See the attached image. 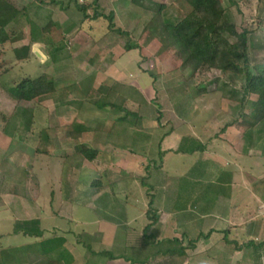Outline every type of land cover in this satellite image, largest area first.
<instances>
[{"label":"rangeland","instance_id":"rangeland-1","mask_svg":"<svg viewBox=\"0 0 264 264\" xmlns=\"http://www.w3.org/2000/svg\"><path fill=\"white\" fill-rule=\"evenodd\" d=\"M10 1L20 10L28 9L29 14L13 30V35L20 33L22 38L0 45V258L2 255L3 258L12 255L10 257L15 260L12 259L14 261L11 264H101V259L94 257L87 247L94 248V242L101 238L97 234V221L104 215L100 210L101 204H96V201L105 192L113 195L114 182L127 179L130 182L129 189H120L124 192H118V195L119 200L124 198L129 205H137L132 215L138 235L133 258L145 264H211V261L214 264H254L251 251L237 253L233 251L234 245L227 243L237 242L241 246L255 241L259 244L264 242V233L256 239H250L246 233L233 229L227 240L223 234H215L209 242H200L195 246L191 244L195 234L192 233L186 240L183 237L186 231L178 228L179 222H174L177 218L173 217L168 223L171 228H177L172 229V235L167 239L180 242L183 237L180 244L167 240L157 245L159 238L167 235L165 232L168 227L163 226V223L158 228L159 233L153 230L146 232L151 237L157 234L158 239L142 237L143 229L148 225L147 209L157 208L163 213L164 200L167 198L165 191L172 197L178 196L181 188L186 191V177L182 184L180 178L184 172L193 173V168L196 169L193 157L167 153L168 149L173 147L177 151L192 141H197V146L212 141V145H208L211 146L209 150L221 155L223 151V157L228 158L226 154L231 151V147L227 148L229 150L224 149L226 147L220 141L231 144L235 152H242L245 148L240 128L243 125L241 115L249 112L250 105L243 106L238 101L228 99V92L217 90V84L212 82L224 80L219 71L211 70L196 75H192L189 70L183 71L167 46L164 23L184 18L189 13V7L181 0H143L164 7L161 14L154 15L139 5L138 1L142 0H44L45 4L42 5L34 0ZM230 1L236 5L230 6ZM221 2L227 12L226 23L234 26L239 34L244 31L249 33L251 64L261 69L264 66V0ZM78 4L87 8L90 17L96 11L106 16L114 14L113 29H110L111 23L105 18L83 22V13L77 8ZM50 22L56 24L58 29L42 33L41 29L50 25ZM34 26L39 27L38 34L34 33ZM117 30L129 36L118 34ZM54 38L56 42L62 40L65 50L53 62L46 47ZM41 39L48 45L41 43ZM231 41L236 40L231 38ZM29 45L32 48L31 57L18 61L14 51ZM128 45H134L135 50L128 51ZM253 72L256 73V70L253 69ZM43 76L54 80L56 93L31 102L12 101L7 92L9 89L24 80ZM117 80V83L125 85L120 87L123 95H118L119 100L127 97L125 108L135 113V117L128 120L132 124L130 132L142 134L139 138L141 145L134 149L131 147V138L135 146L139 140L133 134L130 135L132 137L123 135L120 138L122 141L119 139L123 146H130L126 150L102 143L108 140L107 133L111 134L109 140L113 141V134L117 130L114 120L116 116L125 114L114 109L107 110L110 111L108 114H101L94 103L101 95L100 89H108L110 85L113 87ZM204 87L206 92L201 93ZM127 92L128 96L125 95ZM254 100L256 97H251V101ZM142 117L153 119V123H145L146 119ZM157 121L165 129L157 130ZM75 125H89L91 131H87L79 140L67 138L66 133ZM123 127L127 125L123 124ZM112 128L115 130L111 133L109 131ZM170 129L174 133L163 141L162 152L157 151L158 139ZM97 130L102 134L97 136ZM216 136L218 139H215ZM183 137H187V142L183 141ZM148 141L151 143L149 148L143 149ZM81 145L99 152L95 161L90 162L79 153ZM139 150L150 153L152 166L135 163L134 153ZM154 163L156 167L163 168L160 171L164 175L163 180L169 179L166 186L164 183L158 185L156 192L153 189L149 191L150 187L143 181L146 179L149 182L148 177L160 174L152 173ZM234 168L239 170L238 166ZM154 178L158 180V176ZM96 182L101 185L94 186ZM203 185L206 186V183ZM97 192L98 196H94ZM153 194H156L157 202L151 205L150 195ZM176 200L179 204L178 197ZM219 200L223 204L227 198L221 197ZM92 209L96 214L90 213ZM127 209L129 213L133 212L131 206ZM216 215L227 217V214ZM111 216L118 218L115 214ZM35 218L41 221L44 236L48 239L68 238L66 247L77 261L75 258L70 260V257H56L55 261H49L45 257L39 258L37 252L24 256L27 249L21 248V245L26 240L20 235L14 238L13 231L17 222ZM209 224L211 228L217 227V223ZM209 231L210 227L206 228L204 235L209 234ZM27 241L35 243V240ZM212 246L214 251H209ZM98 247L95 246V249ZM139 248L142 249L137 250ZM182 249L183 255L168 253L170 250ZM128 252L127 256H132ZM0 263L3 264L2 258Z\"/></svg>","mask_w":264,"mask_h":264},{"label":"crops","instance_id":"crops-1","mask_svg":"<svg viewBox=\"0 0 264 264\" xmlns=\"http://www.w3.org/2000/svg\"><path fill=\"white\" fill-rule=\"evenodd\" d=\"M94 21H97V20H94ZM119 74L122 75L123 73L119 72ZM117 82H119V80H117L113 84V87L112 85H110L108 89L107 88L105 89L106 90L113 89L115 95L111 99L115 102V104L118 107V108H115L114 111L118 110L120 114H125V115L116 116L114 120V123L117 124L116 125L117 130L112 128V130L110 129L111 131H109L112 133L115 130V133H114L115 135L113 134V141L111 140L112 141L111 142L109 140L112 137H110L111 135L110 133H107L106 139L108 140H104L102 141V143H110L111 146L114 145L119 150H122V149L126 150V149H129L130 146H126V145L123 146L121 142L122 139L120 138L121 137L123 138L124 136H130L133 134L132 136H137L139 140L142 134H139V132L131 133L130 129H132V124H129L128 121L127 122L123 121L124 117L127 115L128 116L130 115L132 118L135 117V113L125 108L127 101H128L127 97L119 100L120 98L118 97V95L122 94L123 92V91L121 92L122 88L120 87H123L125 85L119 84ZM125 95L128 96L129 93L127 92ZM118 102H120V104H118ZM98 110L101 112V114L102 113L108 114V112L110 111H107V110L113 111V109L109 107L104 108L102 110L100 109ZM99 116L101 117L100 114ZM146 117H142L143 119H146L145 123L152 124L153 119H150L151 118L150 115H149L150 117L149 120H147ZM157 122H158L157 125L159 126L157 130H159L160 128L165 129L163 126L160 125L159 121ZM123 124L127 125V127H123ZM120 125H122V128H123V130L121 131H120ZM150 126H153V125H150ZM133 127L135 128V126ZM147 133H148V130H147ZM173 133H174L173 130L170 129L169 131L164 133V135L161 138L158 139L159 146L156 147L157 151L158 150L161 151V148H162L161 146L163 144V141H165L166 138L170 137ZM183 139H184L183 141L187 142V137H183ZM215 139H218L217 136ZM197 140L199 139L197 138ZM98 142H100L99 139H98ZM211 142L212 141H208L207 144H205L204 146H197L198 144L195 145L197 141H192V143L188 144L187 147H184L181 150L174 151L175 148L173 147L168 149L167 153H176V154H182L184 156L193 157L194 158L193 165H195L196 169L193 168V171H192L193 173H189L187 171L184 172V176L180 178L179 182H181L182 184L184 177H186L185 186H186V183H188L187 185L188 187H186V191H183L181 188V190L178 191L180 192L178 196L174 195L173 197L168 192L165 191V193L167 194L166 195L167 198L164 200V206H163L164 210L162 211L163 213L159 212L157 208L155 210L154 208L150 210L147 209V212H145V214H146V219L148 220V225L150 223V220L147 214L151 210L157 213V216H156L157 222L153 224L150 228H148V225L145 226V229H143L144 234L143 236L141 235L142 237H144V239H149L148 237L150 236L149 235L150 233L146 234V232L147 231L149 232V230H153L155 233H159L158 228H160L159 227L160 224L163 223V226L165 225L166 227L167 225L168 227L167 232H165L167 233V235L164 233L165 237L159 238L158 241L160 243L158 242L157 245H161V243L165 241L167 242L168 240L167 237L170 238L169 236L172 235V229L175 230V228H177V227L171 228V225H169L168 223L172 221L171 218L173 217H174L173 219L177 218V221L173 220L174 222L176 223L179 222L178 228L184 229L186 231L183 234V237L186 240L190 238L192 233L195 234V238H194L195 240L191 243L192 245L195 244V246L199 245L200 242H204V243L209 242L212 236L215 234H218V235L223 234L225 236L224 233L226 231H231L233 229L242 231L243 234L246 233L250 239L252 238L256 239L259 235L264 233V157L262 156V149L258 148V149H253V150L251 149V150L246 151L244 148L242 152H235V151H232V149L234 148H232L231 144L228 145V143L226 144L225 142L220 141L222 142V145L226 147L224 149L231 147V151H228V154H226L228 158L227 157L224 158L223 151L221 155L217 151L209 150L211 146H208V145H210ZM134 144L135 143L132 141V138H131V147L133 149L139 147L141 145V141L140 140L138 141L137 146H135ZM150 144L148 141L145 145H143V149L149 148ZM134 154L136 156L135 163H137V165L141 164V165H145L146 167L152 166V164L149 161L150 153L141 152L139 150ZM229 156L233 158L232 161L230 160L231 158ZM132 159L134 160V158ZM154 160L155 159L153 156V161ZM155 164L156 163L153 164L154 168L152 169V173L159 174L161 169L163 168L160 166L156 167ZM234 166H238L239 170L236 171ZM211 171L213 173H211ZM154 176L155 177L158 176L157 181H155ZM163 176H164L163 173H160L159 175L153 174L150 177H148L150 178L149 182H147L146 179H143V181L144 182L146 181L147 185L150 187L149 191H152L153 189V192H156V189L159 186H161V183H164V185L166 186V184L169 182V179L167 181L163 180ZM188 177L190 178V180L188 179ZM167 178H170V177H167ZM129 183L130 182L127 179H121L119 180V182H114L113 188L115 189L114 190L115 192H113V195H107L105 192V194L102 197H98L101 199L96 201V204H99V203L101 204L100 210L101 212H103V215H104L103 218L100 219V221H97L98 228H99V232L97 234H99L101 238H100V241H95L94 244L96 247L99 246L98 247L99 249L96 250L95 246L94 248H92L91 246L87 245V247L91 251V254L94 257H96L98 260L101 259L100 260L101 264H103L102 263L103 261L104 263L110 262V263H115V264H135V262L136 263L142 262V260L133 258V254H135V238L138 239V235L136 234V230L134 227L135 217H133L132 215L134 214V211H135L134 209H137L136 208L137 205L134 203H131L129 205L128 201L127 202L124 201V198L122 200H119L120 196L118 195V192L122 193L123 190L126 191L127 189H129ZM204 183H206V186L203 185ZM143 185L145 186L146 184H143ZM165 186L163 188H165ZM120 189H123V190H120ZM155 195L156 194L150 195V199L153 204L157 202ZM84 196H86L85 193H84ZM94 196H98V192L95 193ZM177 197L179 198V201H180L179 204L178 202H176ZM221 197L225 199L227 198L226 203L221 204V200H219V198ZM114 203H116L118 206L115 207ZM128 206L132 207L131 210L133 212H130L131 215L129 213V210L127 209ZM91 212L96 214L93 209L90 210V213ZM111 213L117 215L118 218L111 216L112 215ZM219 213L227 214V217L224 216L222 218L220 216H217L216 214H219ZM35 219H38V218H35ZM209 223H212V224L217 223L216 225L217 227L211 228V225ZM208 227H210V231H209L210 233L207 235H204L205 234L204 231ZM217 231L218 233H216ZM44 235H45V231H44ZM135 235L137 237H135ZM20 236L26 240L25 241L26 243L21 245V248L27 249L24 253V256H31L32 254L37 252L39 258L45 257L49 261H55L56 257L58 259L59 258L61 259V257H65V258L70 257L72 259L70 258L69 259L72 261H73V258H75L74 255H70L71 252L66 247V245H68L67 237H53V238H61L64 240V242L57 243V246L60 245L58 248L59 251L56 250L57 252L52 254V256L48 257V256H45V254L40 253V247H39L41 241L43 239H48L47 237L44 236V238L36 239V238L24 236L22 234H20ZM18 237H19L18 235H14V238H18ZM158 237L159 236H157V234L155 235V237L150 236V238H153V239H158ZM183 237L181 238L180 242H182ZM27 240H35V243L33 242L30 243L31 241L29 242ZM168 242L170 243L177 242L180 244V242L175 239L173 240L170 239L168 240ZM141 249L142 248H139L137 250H141ZM213 249L214 248L212 246L209 249V251L210 250L214 251ZM128 251L131 252L132 256H127ZM105 253H111L113 255V259L103 258L104 257L103 254ZM157 257L158 256H156V258ZM75 261H77L76 258H75ZM84 261H86V259ZM211 262H212L211 264H214L213 261ZM84 264H87V263H84Z\"/></svg>","mask_w":264,"mask_h":264},{"label":"trees","instance_id":"trees-1","mask_svg":"<svg viewBox=\"0 0 264 264\" xmlns=\"http://www.w3.org/2000/svg\"><path fill=\"white\" fill-rule=\"evenodd\" d=\"M37 4H45L44 0H34ZM189 7V13L175 22H165L163 33L166 36L167 46L176 56L175 59L181 65L183 71H191L192 75L203 73L206 71L216 70L223 75L224 80H214L212 84H217V90L228 92L226 97L233 101H238L243 106L249 104L248 113H243L241 119L243 125L240 127L243 133L245 150L262 149L264 157V66L255 68L251 64L249 55V33L244 31L239 34L235 27L226 23V9L221 0H181ZM249 0H244L248 2ZM96 2V1H94ZM137 2V0H135ZM139 5L154 15L161 14L164 7L159 4H154L145 1H138ZM236 5L230 1V6ZM77 8L83 13V22L86 20H99L100 18L107 19L113 29L114 14L106 16L98 11L93 17L87 14V8L77 5ZM29 10H20L10 0H0V45L7 41L16 42L22 38V35H13L15 25H17L23 17H27ZM54 28V29H53ZM57 25L50 22V25L42 28V33L55 31ZM39 27L34 26V33L38 34ZM68 32V31H67ZM66 32V33H67ZM117 33L122 36H129L128 33L117 30ZM34 34V35H35ZM65 31L62 32V35ZM235 39V42L231 41ZM51 44L46 47V52L53 62L57 60L59 54L65 50V45L62 40L56 42L55 38L51 39ZM33 42L36 40L33 39ZM41 43H48L41 39ZM135 46L128 45L127 50H135ZM15 55L18 61L28 60L32 55L31 45L16 49ZM256 70V73L253 72ZM8 95L15 102H31L35 99L42 98L47 95L56 93L54 80L43 76L35 80H24L18 86L9 89ZM99 99L94 103L95 106L102 110L104 108H118L115 102L111 99L115 95L113 89L106 90L101 88ZM206 92L204 87L201 93ZM255 96L256 100L251 101V97ZM137 116V115H136ZM131 116L124 117V122H127ZM160 120V119H159ZM129 122V121H128ZM91 131L89 125H75L71 131L66 133V137L72 140H79L83 134ZM97 136L101 135L98 130ZM96 136V138H97ZM79 153L88 161L96 160L99 152L94 149L81 145L78 148ZM192 152V151H191ZM195 152V151H193ZM99 182L94 183V186H100ZM151 201V205H152ZM150 223L148 228L157 222V213L149 211L147 214ZM39 219L17 222L13 235H24L31 238H44V231L41 227ZM230 231H226L224 239ZM61 238L43 239L39 245L40 252L45 256H52L56 250L59 251L57 243H63ZM227 244L234 245L233 251L241 253L251 251L253 253L254 264H264V242L256 244L255 241H250L245 245L239 246L237 242H228ZM184 250H170L169 254L183 255ZM3 256V255H2ZM3 264H11L12 255L2 257ZM103 256L107 259H113L111 253H105ZM0 258V261H1ZM2 264V263H0ZM70 264V263H69ZM135 264H145V262H135Z\"/></svg>","mask_w":264,"mask_h":264}]
</instances>
